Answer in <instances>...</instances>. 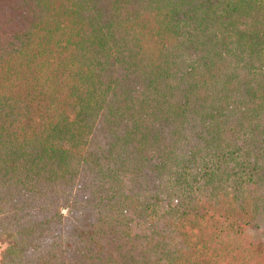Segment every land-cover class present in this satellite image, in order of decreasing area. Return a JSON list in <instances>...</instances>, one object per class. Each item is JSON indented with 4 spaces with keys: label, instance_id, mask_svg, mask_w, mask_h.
Masks as SVG:
<instances>
[{
    "label": "trees",
    "instance_id": "16d2710c",
    "mask_svg": "<svg viewBox=\"0 0 264 264\" xmlns=\"http://www.w3.org/2000/svg\"><path fill=\"white\" fill-rule=\"evenodd\" d=\"M264 0H0V264H264Z\"/></svg>",
    "mask_w": 264,
    "mask_h": 264
},
{
    "label": "rangeland",
    "instance_id": "374dc122",
    "mask_svg": "<svg viewBox=\"0 0 264 264\" xmlns=\"http://www.w3.org/2000/svg\"><path fill=\"white\" fill-rule=\"evenodd\" d=\"M261 246L264 251V239L261 241ZM6 248V244L0 243V260H1V255L4 249Z\"/></svg>",
    "mask_w": 264,
    "mask_h": 264
}]
</instances>
